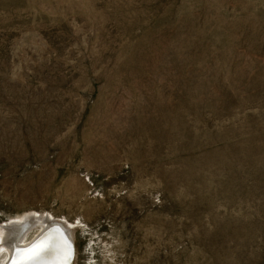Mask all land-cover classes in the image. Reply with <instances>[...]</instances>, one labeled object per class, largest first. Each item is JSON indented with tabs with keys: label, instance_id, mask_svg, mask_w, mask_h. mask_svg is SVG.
Segmentation results:
<instances>
[{
	"label": "rangeland",
	"instance_id": "obj_1",
	"mask_svg": "<svg viewBox=\"0 0 264 264\" xmlns=\"http://www.w3.org/2000/svg\"><path fill=\"white\" fill-rule=\"evenodd\" d=\"M49 221L74 264H264V0H0V263Z\"/></svg>",
	"mask_w": 264,
	"mask_h": 264
},
{
	"label": "bare ground",
	"instance_id": "obj_2",
	"mask_svg": "<svg viewBox=\"0 0 264 264\" xmlns=\"http://www.w3.org/2000/svg\"><path fill=\"white\" fill-rule=\"evenodd\" d=\"M46 222V221H45ZM16 226V227H15ZM34 236L28 238L31 223L23 222L11 226L5 243L4 261L0 264H13L16 260L25 259L26 254L21 250L29 249L34 244L46 241L48 250L40 253L39 257L31 264H74L76 247L72 233L60 222L44 223Z\"/></svg>",
	"mask_w": 264,
	"mask_h": 264
},
{
	"label": "snow or ice",
	"instance_id": "obj_3",
	"mask_svg": "<svg viewBox=\"0 0 264 264\" xmlns=\"http://www.w3.org/2000/svg\"><path fill=\"white\" fill-rule=\"evenodd\" d=\"M48 244L46 241L38 242L34 244L31 248L21 250L23 253L26 254L25 259L23 260H16L13 264H31L32 261L36 260L40 253L48 250Z\"/></svg>",
	"mask_w": 264,
	"mask_h": 264
}]
</instances>
